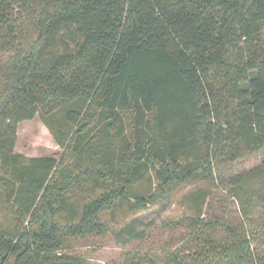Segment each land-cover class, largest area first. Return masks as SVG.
I'll return each instance as SVG.
<instances>
[{
    "label": "trees",
    "instance_id": "16d2710c",
    "mask_svg": "<svg viewBox=\"0 0 264 264\" xmlns=\"http://www.w3.org/2000/svg\"><path fill=\"white\" fill-rule=\"evenodd\" d=\"M4 47L12 53L0 88V264H117L90 263L70 238L142 237L133 224L114 231L102 214L122 201L168 200L180 183L211 179L223 158L264 148V0H0ZM44 110L62 113L52 132L81 160L76 172L14 151L18 123ZM149 173L153 191L132 193ZM259 174L264 160L232 181ZM86 180L103 189L77 220L57 221L65 195ZM208 197L190 194L194 246L168 252V264H264V187L253 230L240 214L204 217ZM7 207L13 228L2 223Z\"/></svg>",
    "mask_w": 264,
    "mask_h": 264
},
{
    "label": "rangeland",
    "instance_id": "374dc122",
    "mask_svg": "<svg viewBox=\"0 0 264 264\" xmlns=\"http://www.w3.org/2000/svg\"><path fill=\"white\" fill-rule=\"evenodd\" d=\"M19 17V31L26 38L32 37L30 19L25 14H20ZM11 53V49L0 48V88L4 82ZM43 114L37 113L34 117L18 123L14 151L26 157H55L59 161L58 167H66L69 173L76 172L82 166L81 160L71 156L70 151L59 146L52 132V130L56 132L58 127L64 125L61 121L62 113L44 110ZM45 121L49 122L51 127ZM70 136L71 134L66 140H69ZM263 160L264 148L233 161L223 158L222 162H218L211 179L180 183L174 187L168 200L146 207L122 201L117 208L104 212L102 217L112 223L114 231H123L128 224H133L137 229H144L143 236L133 238L126 243H121L120 237L117 238L113 232H108L104 236L87 235L83 238H70L71 252L85 256L90 263L168 264L166 257L168 252L185 251L188 247L194 246L191 245L192 242L190 243L191 219L186 216L197 214V207L190 199V194L200 188L209 192L204 206V217L227 220L240 214L248 229L253 230L258 223L256 219L262 211V204L256 196L264 187V179L262 174L235 182L232 181V177L249 172ZM55 177L59 179V173H56ZM155 182L154 175L149 173L133 185L131 192L148 194L155 188ZM102 189L103 187L91 180L74 187L60 203L56 220L59 222L77 220L81 203L98 194ZM13 211L14 209L10 207L6 210L1 209L3 226L13 228L16 221ZM181 217L183 219L178 223H167ZM213 235L216 238L220 236L218 231Z\"/></svg>",
    "mask_w": 264,
    "mask_h": 264
}]
</instances>
